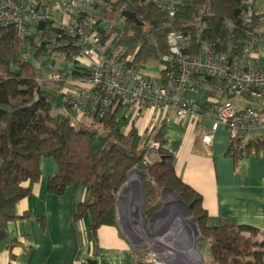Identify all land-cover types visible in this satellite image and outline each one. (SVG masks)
Wrapping results in <instances>:
<instances>
[{
  "label": "trees",
  "instance_id": "1",
  "mask_svg": "<svg viewBox=\"0 0 264 264\" xmlns=\"http://www.w3.org/2000/svg\"><path fill=\"white\" fill-rule=\"evenodd\" d=\"M175 1L178 12L171 22L158 6H143L140 0H104L112 6V18L131 12L140 22L126 20L120 41L123 58H131L129 68L145 69L168 55L172 32L191 35L189 52L194 56L207 45L230 60L242 57L259 18L254 27L244 19L251 0ZM198 19L207 24L206 29L196 26ZM23 42L14 29H0V244L8 239L9 224L21 218L16 206L30 195L25 183L40 182L42 160L53 159L56 173L49 180V193L61 197L73 186L84 190L85 199L76 204L74 219L88 216L95 240L102 227L118 226V194L138 170L145 176L148 219L163 209L161 191L171 190L192 207L213 264H264V234L258 229L227 218L217 226L208 225L201 195L177 174L175 156L167 149L165 126L140 137L136 125L127 126L119 107L108 109L99 119L76 118L69 107L57 106L55 97L38 82L36 66L22 56ZM96 138H102L98 148ZM152 143L158 145L156 158L149 154ZM263 149L264 143H245L237 137L231 140L227 154L239 164L244 152L259 155Z\"/></svg>",
  "mask_w": 264,
  "mask_h": 264
},
{
  "label": "built area",
  "instance_id": "2",
  "mask_svg": "<svg viewBox=\"0 0 264 264\" xmlns=\"http://www.w3.org/2000/svg\"><path fill=\"white\" fill-rule=\"evenodd\" d=\"M48 1L0 0V29H14L41 50L36 58L47 77L38 82L48 88L57 106L69 107L78 119H99L108 109L119 107L127 126L150 134L173 116L179 123L208 121L211 126L203 136L207 146L221 128L229 131L231 140L264 143V107L251 105L264 100V0H251L244 14L251 26L259 18L241 58L230 60L207 45L194 56L189 52L191 35L172 32L169 54L162 57L158 72L148 66L129 68L131 58H123L120 45L126 20L122 14L112 18V6L104 0ZM140 2L158 6L174 22L175 0ZM196 26L207 28L202 19ZM199 92L206 95L204 106L188 96ZM243 101L250 104L243 106ZM153 147L158 145L152 143Z\"/></svg>",
  "mask_w": 264,
  "mask_h": 264
},
{
  "label": "crops",
  "instance_id": "3",
  "mask_svg": "<svg viewBox=\"0 0 264 264\" xmlns=\"http://www.w3.org/2000/svg\"><path fill=\"white\" fill-rule=\"evenodd\" d=\"M188 96L200 106L206 105L204 92ZM210 126V122L205 126V122L197 125L193 120L179 123L175 116L165 125L167 149L175 156L177 174L201 195L209 226L227 218L264 234V149L236 164L227 154L231 134L225 128L214 135L211 146L204 144ZM139 134L144 137L150 132ZM41 170L40 182L25 183L30 195L16 206L21 218L9 224L8 239L0 244V264H87L90 259L98 264H150L135 254L124 233L123 197H128L129 204L133 201L136 181L129 180L118 194V226L102 227L95 240L89 231L90 218L74 219L76 204L85 199L84 190L73 186L64 196H53L48 185L56 173L55 161L43 159ZM11 243H15L13 248Z\"/></svg>",
  "mask_w": 264,
  "mask_h": 264
},
{
  "label": "rangeland",
  "instance_id": "4",
  "mask_svg": "<svg viewBox=\"0 0 264 264\" xmlns=\"http://www.w3.org/2000/svg\"><path fill=\"white\" fill-rule=\"evenodd\" d=\"M54 1L58 0H49L48 2L52 3ZM35 51L36 49L31 45V42L24 40L23 58L34 63L39 77H47V70L37 60ZM160 66L161 60L152 61L148 65L149 70L156 72H158L157 68ZM44 89L48 90L47 87ZM249 104L245 101L242 102L243 106ZM251 105L261 110L264 107V100L256 99ZM208 125L209 122L206 121L205 126ZM94 144L96 148L100 147L102 138H96ZM156 148H152V144L150 145L151 158H156ZM130 181L132 183L137 182V195L130 204L127 200L128 197H123L122 217L124 223V220H126L127 226V230L124 227V233L129 237L135 254L139 258L147 260L150 264H213L209 257L208 245L199 234L196 222L193 228L185 223L191 220L192 217L189 215L188 210L181 208L179 197L171 191L162 190L161 202L163 203V209L160 212L163 213L148 219L144 213L146 204L141 196V176L139 173H135L131 176ZM192 254L193 256H191ZM194 256H197L198 259L195 260ZM159 257L164 259L159 261Z\"/></svg>",
  "mask_w": 264,
  "mask_h": 264
},
{
  "label": "water",
  "instance_id": "5",
  "mask_svg": "<svg viewBox=\"0 0 264 264\" xmlns=\"http://www.w3.org/2000/svg\"><path fill=\"white\" fill-rule=\"evenodd\" d=\"M122 17H123L125 20H127V21L134 22L135 24H140V22H139L137 16H136L134 13H131V12H124V13L122 14ZM236 18L239 19L238 14H236ZM239 22L242 23V21H241L240 19H239ZM39 28L42 30V29L44 28V23H41L40 26H39ZM157 156H158V152H156V157H157ZM135 171L138 172L139 175L141 176V179H142V195H141V196H142L143 201H144L145 204H146V200H145V176H144V174H142V173L139 172L138 170H135ZM129 180H130V178H129ZM129 180H128V182H129ZM128 182L126 183V185L128 184ZM168 191H171V190H168ZM171 192H172V191H171ZM179 202H180L181 208H184L185 210H188L189 215L192 217V219L189 220V221L195 223L196 220L193 218L192 207H191V206H187V205L183 202V200L181 199L180 196H179ZM161 213H163V212H159V213L155 214L152 218H154L156 215L161 214ZM197 230H198V228H197ZM197 230H196V231H197ZM198 232H199V231H198ZM197 234H198V233H197ZM87 264H98V262H97L96 260H91V259H90V260H88Z\"/></svg>",
  "mask_w": 264,
  "mask_h": 264
},
{
  "label": "bare ground",
  "instance_id": "6",
  "mask_svg": "<svg viewBox=\"0 0 264 264\" xmlns=\"http://www.w3.org/2000/svg\"><path fill=\"white\" fill-rule=\"evenodd\" d=\"M135 173H138V172H136V171H134L132 174H131V176L133 175V174H135ZM130 176V177H131ZM187 225H190L192 228H193V225H194V222H190V221H188V222H185ZM164 258H161V257H159L158 258V260L159 261H161V260H163Z\"/></svg>",
  "mask_w": 264,
  "mask_h": 264
}]
</instances>
